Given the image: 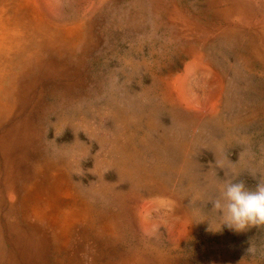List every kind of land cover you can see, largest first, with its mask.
<instances>
[{"label": "rangeland", "instance_id": "1", "mask_svg": "<svg viewBox=\"0 0 264 264\" xmlns=\"http://www.w3.org/2000/svg\"><path fill=\"white\" fill-rule=\"evenodd\" d=\"M0 264H264V0H0Z\"/></svg>", "mask_w": 264, "mask_h": 264}]
</instances>
